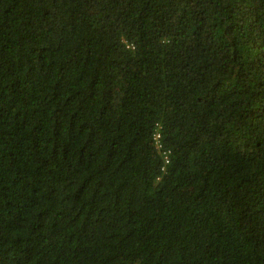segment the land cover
I'll list each match as a JSON object with an SVG mask.
<instances>
[{
  "label": "trees",
  "instance_id": "1",
  "mask_svg": "<svg viewBox=\"0 0 264 264\" xmlns=\"http://www.w3.org/2000/svg\"><path fill=\"white\" fill-rule=\"evenodd\" d=\"M0 264H264V0H0Z\"/></svg>",
  "mask_w": 264,
  "mask_h": 264
}]
</instances>
